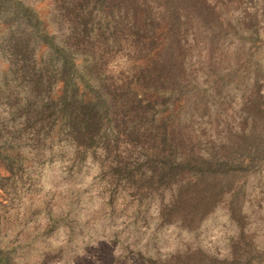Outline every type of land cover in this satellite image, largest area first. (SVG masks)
<instances>
[{
	"label": "rangeland",
	"instance_id": "obj_1",
	"mask_svg": "<svg viewBox=\"0 0 264 264\" xmlns=\"http://www.w3.org/2000/svg\"><path fill=\"white\" fill-rule=\"evenodd\" d=\"M22 1L57 43L66 39L69 23L53 0ZM148 3L156 24L145 32L156 45H164L173 26L183 59L182 69L175 71L181 74L178 84L162 85V91L171 93L158 96L157 111L180 127L177 133L198 142L210 138L213 150L222 145L225 153H239L245 128L253 121L259 127L250 141L258 143L264 136V0ZM85 49L76 56L77 68L94 85L133 69L134 52L113 55L102 42ZM48 54L47 47L38 48L37 62L46 63ZM15 84L0 52V119ZM60 90L56 84L52 95ZM49 144L41 153L22 148L16 183L0 190V247L10 250L17 264H185L192 254L229 258L233 246L245 243L264 248V163L239 179L238 197L224 196L196 228L187 230L159 218L161 199H169V190L149 194L112 180L109 159L100 151L77 152L57 139ZM0 173L7 175L2 166ZM239 205L242 211L232 218V207Z\"/></svg>",
	"mask_w": 264,
	"mask_h": 264
},
{
	"label": "trees",
	"instance_id": "obj_2",
	"mask_svg": "<svg viewBox=\"0 0 264 264\" xmlns=\"http://www.w3.org/2000/svg\"><path fill=\"white\" fill-rule=\"evenodd\" d=\"M53 2L69 23L62 43L55 41L37 13L22 0H0V52L16 83V89L5 97L6 116L0 119V166L7 173H0V190L16 183L22 148L41 153L51 148L48 141L57 139L67 141L77 152L106 155L110 178L116 182L146 189L149 194L159 188L169 190V199L160 203L163 224L177 223L192 230L224 196L238 197L242 190L239 179L264 163V136L258 137V143L250 141L259 127L253 121L245 128L242 150L232 155L225 153L222 145L213 150L216 147L210 138L201 142L188 134L185 138L176 131L180 127L157 111L158 96L171 93L162 91V85H177L181 75L175 72L182 69L183 59L173 26L167 43L156 45L144 30L156 24L148 0ZM114 7H124L123 14L111 11ZM100 41L113 55H135L131 72L121 71L108 83L94 85L79 72L76 56ZM42 46L49 54L46 63L39 64L35 53ZM56 84H61V90L54 96ZM241 211L240 205L232 207V218ZM246 245L233 246L229 258L222 260L192 254L190 263L185 264L264 260V248ZM0 264H17L10 250L0 247Z\"/></svg>",
	"mask_w": 264,
	"mask_h": 264
}]
</instances>
